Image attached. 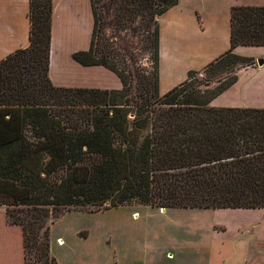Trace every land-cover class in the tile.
<instances>
[{
  "label": "trees",
  "instance_id": "1",
  "mask_svg": "<svg viewBox=\"0 0 264 264\" xmlns=\"http://www.w3.org/2000/svg\"><path fill=\"white\" fill-rule=\"evenodd\" d=\"M89 1V48L72 57L114 73L120 90L52 84V0H30L29 46L0 62V207L22 264H58L50 225L69 211L264 209V108L211 105L237 81L223 71L251 64L234 49L264 46V6L232 7L230 49L161 95L159 19L178 0H107L108 27L132 29L139 47L109 42L108 16Z\"/></svg>",
  "mask_w": 264,
  "mask_h": 264
},
{
  "label": "crops",
  "instance_id": "2",
  "mask_svg": "<svg viewBox=\"0 0 264 264\" xmlns=\"http://www.w3.org/2000/svg\"><path fill=\"white\" fill-rule=\"evenodd\" d=\"M264 6V0H178L160 19L159 93L165 94L230 49V10ZM30 0H0V62L29 46ZM93 17L89 0H52L48 76L56 87L120 90L119 78L101 66H82L73 54L89 48ZM255 52H250V51ZM264 59V46L234 49ZM215 107L264 108V65L242 72L211 103ZM235 214L215 225L207 264H264V209H211ZM217 228V229H216ZM231 233H226L227 230ZM223 235L220 236L219 234ZM216 246L218 248H216Z\"/></svg>",
  "mask_w": 264,
  "mask_h": 264
},
{
  "label": "rangeland",
  "instance_id": "3",
  "mask_svg": "<svg viewBox=\"0 0 264 264\" xmlns=\"http://www.w3.org/2000/svg\"><path fill=\"white\" fill-rule=\"evenodd\" d=\"M96 6L108 16L104 35L109 42L141 46L132 29L115 34L108 27L112 8L107 0H99ZM147 59L148 55H140L138 65L148 68ZM250 59V65L249 61L232 63L220 76L238 78L247 69L257 68V60ZM4 214L5 208L0 207V264H22L20 230L8 226ZM235 218V214H217L211 209L161 211L137 204L93 213L69 211L50 225V255L58 264H207L214 247L210 244L216 233L213 228L231 226Z\"/></svg>",
  "mask_w": 264,
  "mask_h": 264
},
{
  "label": "water",
  "instance_id": "4",
  "mask_svg": "<svg viewBox=\"0 0 264 264\" xmlns=\"http://www.w3.org/2000/svg\"><path fill=\"white\" fill-rule=\"evenodd\" d=\"M257 65L260 67V66H263L264 65V59H257Z\"/></svg>",
  "mask_w": 264,
  "mask_h": 264
},
{
  "label": "bare ground",
  "instance_id": "5",
  "mask_svg": "<svg viewBox=\"0 0 264 264\" xmlns=\"http://www.w3.org/2000/svg\"><path fill=\"white\" fill-rule=\"evenodd\" d=\"M161 211H164V209H163V210L161 209ZM58 241H59V240H58ZM59 243L62 244V241L60 240Z\"/></svg>",
  "mask_w": 264,
  "mask_h": 264
}]
</instances>
